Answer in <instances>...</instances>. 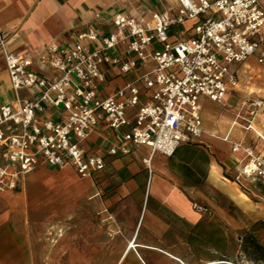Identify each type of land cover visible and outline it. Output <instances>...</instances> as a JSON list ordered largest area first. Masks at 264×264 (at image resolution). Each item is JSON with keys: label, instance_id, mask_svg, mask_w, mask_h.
I'll list each match as a JSON object with an SVG mask.
<instances>
[{"label": "crops", "instance_id": "1", "mask_svg": "<svg viewBox=\"0 0 264 264\" xmlns=\"http://www.w3.org/2000/svg\"><path fill=\"white\" fill-rule=\"evenodd\" d=\"M260 4L264 10V0ZM179 10L178 0H0V31L9 35L12 52L32 59L34 70L51 79L57 72L39 61L49 45L72 47L90 29L109 36L116 32L118 14L150 20L156 13L176 17ZM197 22L174 25L172 39H189ZM159 48L154 42L149 51ZM113 54L135 61L136 70L124 74L118 66L103 65L106 81L98 95L105 98L133 85L146 103L151 93L141 77L155 69V62L140 61L125 45ZM259 65L264 67L257 56L232 65L236 84L224 101H211L221 106L218 110L206 112L203 101L209 99L201 97L204 134L182 144L172 157L155 154L148 166L146 146L110 155L125 145L126 129L112 130L103 121L80 143L87 156L104 158L103 171L82 178L72 165L60 169L40 163L21 176L16 189L0 193V264H187L173 252L189 259L205 222L222 217L221 199L233 204L243 197L235 179L248 159L233 145L264 158V69ZM19 94L38 97L35 90ZM14 103L0 51V108ZM45 117L60 122L63 112L50 108ZM7 165L0 147V166ZM194 204L208 212L196 211ZM131 242L136 244L132 250Z\"/></svg>", "mask_w": 264, "mask_h": 264}, {"label": "built area", "instance_id": "2", "mask_svg": "<svg viewBox=\"0 0 264 264\" xmlns=\"http://www.w3.org/2000/svg\"><path fill=\"white\" fill-rule=\"evenodd\" d=\"M178 1L176 17L156 13L147 20L118 14L113 18L116 32L109 36L90 29L72 47L49 45L39 61L57 72L51 79L34 70L32 59L12 52L9 35L0 31V51L15 93V103L0 108V147L8 162L0 166V193L16 189L20 177L40 163L60 169L72 165L82 178L103 171L104 158L87 156L80 146L103 121L112 130L126 129L125 145L109 154L128 155L131 147L146 146L151 150L148 166L155 154L172 157L182 144L203 136L201 97L212 102L226 99L236 84L232 65L257 56L264 66V10L260 0ZM186 20L198 21L193 35L175 42L171 28ZM154 42L160 48L150 52ZM121 45L140 61L156 64L141 77L151 93L144 104L141 90L133 85L105 98L98 95L106 81L103 65L118 66L124 74L136 70L135 61L113 54ZM23 89L37 91L38 97L23 99ZM50 108L63 112L62 121L45 117ZM242 149L248 161L235 181L264 184V158L252 148L233 145L234 152ZM194 209L208 212L198 204Z\"/></svg>", "mask_w": 264, "mask_h": 264}, {"label": "rangeland", "instance_id": "3", "mask_svg": "<svg viewBox=\"0 0 264 264\" xmlns=\"http://www.w3.org/2000/svg\"><path fill=\"white\" fill-rule=\"evenodd\" d=\"M260 75L264 80V73ZM203 106L209 113L221 108L209 100L203 101ZM240 186L238 193L243 197L233 204L221 199L222 217L205 222L189 259L184 254H174L187 264H264V184L246 179Z\"/></svg>", "mask_w": 264, "mask_h": 264}, {"label": "bare ground", "instance_id": "4", "mask_svg": "<svg viewBox=\"0 0 264 264\" xmlns=\"http://www.w3.org/2000/svg\"><path fill=\"white\" fill-rule=\"evenodd\" d=\"M136 247V244L134 242H131L130 244V249L131 248H135ZM132 250V249H131ZM129 251V250H128ZM218 262H214L213 264H217Z\"/></svg>", "mask_w": 264, "mask_h": 264}, {"label": "trees", "instance_id": "5", "mask_svg": "<svg viewBox=\"0 0 264 264\" xmlns=\"http://www.w3.org/2000/svg\"><path fill=\"white\" fill-rule=\"evenodd\" d=\"M246 252H247V247H246Z\"/></svg>", "mask_w": 264, "mask_h": 264}]
</instances>
